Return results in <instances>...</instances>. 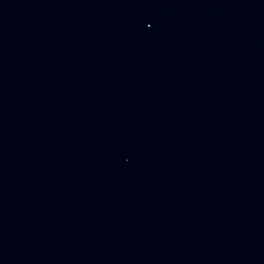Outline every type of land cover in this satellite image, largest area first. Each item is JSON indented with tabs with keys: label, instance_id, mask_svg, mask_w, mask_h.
<instances>
[{
	"label": "water",
	"instance_id": "obj_1",
	"mask_svg": "<svg viewBox=\"0 0 264 264\" xmlns=\"http://www.w3.org/2000/svg\"><path fill=\"white\" fill-rule=\"evenodd\" d=\"M0 264H264V0H0Z\"/></svg>",
	"mask_w": 264,
	"mask_h": 264
}]
</instances>
